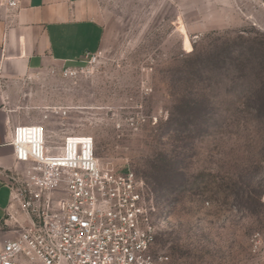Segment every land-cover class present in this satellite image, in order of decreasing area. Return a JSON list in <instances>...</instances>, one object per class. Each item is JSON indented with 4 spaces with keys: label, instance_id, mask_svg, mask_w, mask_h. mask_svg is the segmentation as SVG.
I'll list each match as a JSON object with an SVG mask.
<instances>
[{
    "label": "rangeland",
    "instance_id": "rangeland-1",
    "mask_svg": "<svg viewBox=\"0 0 264 264\" xmlns=\"http://www.w3.org/2000/svg\"><path fill=\"white\" fill-rule=\"evenodd\" d=\"M102 8L96 61L74 64L71 79L21 81L8 102L15 126L65 124L93 138L104 168L142 179L152 254L166 264H264V0ZM196 100L203 118L186 120Z\"/></svg>",
    "mask_w": 264,
    "mask_h": 264
},
{
    "label": "built area",
    "instance_id": "built-area-1",
    "mask_svg": "<svg viewBox=\"0 0 264 264\" xmlns=\"http://www.w3.org/2000/svg\"><path fill=\"white\" fill-rule=\"evenodd\" d=\"M18 6L0 0V9ZM76 74L72 67L61 71L63 79ZM12 146L17 166L0 168V179L10 193L4 226L14 237L1 246L0 264H166L167 257L152 254L156 211L144 181L104 168L92 137L59 123L17 126Z\"/></svg>",
    "mask_w": 264,
    "mask_h": 264
},
{
    "label": "crops",
    "instance_id": "crops-1",
    "mask_svg": "<svg viewBox=\"0 0 264 264\" xmlns=\"http://www.w3.org/2000/svg\"><path fill=\"white\" fill-rule=\"evenodd\" d=\"M102 1L19 0L17 10L0 9V168L17 166L12 146L17 120L8 103L15 88L25 78L54 82L64 68L98 51L104 30ZM9 199L0 179V248L14 237L4 226Z\"/></svg>",
    "mask_w": 264,
    "mask_h": 264
},
{
    "label": "trees",
    "instance_id": "trees-1",
    "mask_svg": "<svg viewBox=\"0 0 264 264\" xmlns=\"http://www.w3.org/2000/svg\"><path fill=\"white\" fill-rule=\"evenodd\" d=\"M255 104H256L255 110L258 113L264 111V99H262V98L257 99L255 101ZM183 105H184L185 109L187 110L186 117H185L186 120L192 119L193 121H198V120H201L203 118L202 117L203 115L201 113V111L203 109V105H202L201 101L196 100L192 104H189L186 102ZM245 105H246V103L244 101H240V102H237L234 106H236V108L240 107L242 109L243 107H245Z\"/></svg>",
    "mask_w": 264,
    "mask_h": 264
},
{
    "label": "bare ground",
    "instance_id": "bare-ground-1",
    "mask_svg": "<svg viewBox=\"0 0 264 264\" xmlns=\"http://www.w3.org/2000/svg\"><path fill=\"white\" fill-rule=\"evenodd\" d=\"M184 43H185V46H187V47H188V46H190V45H189V41H188V39H187V38H185V41H184ZM28 139H29V140H28ZM32 140H33V136H32V135H31V136H29V137H26V136H25V142L27 143V144H26V148H29V147H31V146H29V145H28V143H31V142H32Z\"/></svg>",
    "mask_w": 264,
    "mask_h": 264
}]
</instances>
